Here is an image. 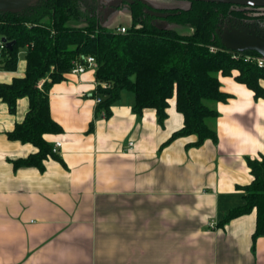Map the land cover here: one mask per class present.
I'll return each instance as SVG.
<instances>
[{
	"label": "crops",
	"instance_id": "0c3cea01",
	"mask_svg": "<svg viewBox=\"0 0 264 264\" xmlns=\"http://www.w3.org/2000/svg\"><path fill=\"white\" fill-rule=\"evenodd\" d=\"M25 69L23 48L0 83ZM237 73L219 74L216 140L199 145L194 134L171 138L183 126L174 97L159 120L154 108L136 112L124 89L102 117L95 70L63 73L48 89L62 131L44 134L61 146L41 167L12 163L37 151L7 136L28 98L14 113L0 99V264H264L254 207L221 223L245 203L248 160L264 158V96Z\"/></svg>",
	"mask_w": 264,
	"mask_h": 264
},
{
	"label": "trees",
	"instance_id": "16d2710c",
	"mask_svg": "<svg viewBox=\"0 0 264 264\" xmlns=\"http://www.w3.org/2000/svg\"><path fill=\"white\" fill-rule=\"evenodd\" d=\"M186 6L156 8L142 0L124 1L131 24L125 32L107 27L110 14L121 8L109 0H32L17 10H0V67L13 70L18 52L25 49L24 76L0 83V99L10 113L19 97L28 98L23 120L7 133L9 139L33 144L37 151L12 161L14 167L42 166V160L55 156L47 133H59L61 126L49 111V86L69 72L72 60L95 58L96 95L101 97L95 114H109L110 105L121 90L134 94L133 109L141 112L154 108L159 120L166 114L168 100L175 98L176 109L183 115V126L171 138L194 134L199 145L216 140V131L208 121L217 112L210 103L225 100L219 89V74L238 73L235 79L264 96V65L247 61L246 54L226 48L225 33L252 28L264 36V12L258 6L210 1H187ZM156 13V14H155ZM46 74L49 80L39 84ZM107 84L102 87L101 83ZM253 181L244 189L245 203L232 208L224 219L256 209L255 236L264 234V158L248 160Z\"/></svg>",
	"mask_w": 264,
	"mask_h": 264
},
{
	"label": "water",
	"instance_id": "95a60500",
	"mask_svg": "<svg viewBox=\"0 0 264 264\" xmlns=\"http://www.w3.org/2000/svg\"><path fill=\"white\" fill-rule=\"evenodd\" d=\"M31 1L32 0H0V10L21 9L23 7L28 6ZM127 1L131 2L133 0H127ZM195 1H210V2L230 3V4L248 5V6H264V0H195ZM1 41L5 42L7 47H10L12 44L11 41H6L4 37L1 38ZM223 42L225 47L231 50H235L239 52L253 50L264 58V36L257 34L255 30L252 28L246 27L244 29H233L224 34Z\"/></svg>",
	"mask_w": 264,
	"mask_h": 264
},
{
	"label": "built area",
	"instance_id": "2783aa9c",
	"mask_svg": "<svg viewBox=\"0 0 264 264\" xmlns=\"http://www.w3.org/2000/svg\"><path fill=\"white\" fill-rule=\"evenodd\" d=\"M115 30L119 31V32H125L126 31V26L125 25H120L117 27H114ZM3 47L2 42L0 41V48ZM245 60L247 61H255L257 63L258 66H263L264 65V58L261 56H255V55H250V54H246L244 56ZM96 68V61L95 58L91 55H87L84 56L82 61L78 60V59H74L72 60V65L71 68L69 70L68 73H72V74H78V73H83L84 71H86L87 69H95ZM98 85V83H97ZM102 87H106L107 84L102 82L101 83ZM101 101V97L100 96H95V102L98 104ZM99 114L104 117L105 116V111L101 110L99 112ZM129 145L132 146L133 142L130 141ZM61 146V141L60 140H56L51 147V151L53 153H56L59 149V147Z\"/></svg>",
	"mask_w": 264,
	"mask_h": 264
},
{
	"label": "rangeland",
	"instance_id": "374dc122",
	"mask_svg": "<svg viewBox=\"0 0 264 264\" xmlns=\"http://www.w3.org/2000/svg\"><path fill=\"white\" fill-rule=\"evenodd\" d=\"M110 1V0H109ZM146 3L153 5L156 8H173L178 6H186L187 3L179 0H144ZM111 2V1H110ZM259 12H264V6H258L256 8ZM125 25L126 27L131 24L130 12L126 8V5H121V9L118 11H113L106 21L107 27L114 28L120 25ZM49 80V75L46 74L42 77L38 83L42 84L44 81ZM263 81V80H261Z\"/></svg>",
	"mask_w": 264,
	"mask_h": 264
},
{
	"label": "flooded vegetation",
	"instance_id": "af4514ba",
	"mask_svg": "<svg viewBox=\"0 0 264 264\" xmlns=\"http://www.w3.org/2000/svg\"><path fill=\"white\" fill-rule=\"evenodd\" d=\"M110 1H117L119 4L122 5V4L124 3V1H126V0H110ZM120 9H121V8H120ZM118 10H119V9H118ZM118 10H117V11H118Z\"/></svg>",
	"mask_w": 264,
	"mask_h": 264
}]
</instances>
